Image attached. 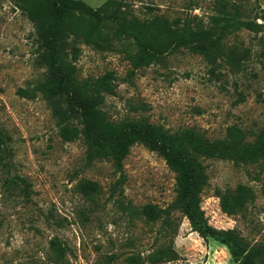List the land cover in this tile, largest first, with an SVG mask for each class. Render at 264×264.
Masks as SVG:
<instances>
[{
  "label": "rangeland",
  "instance_id": "1",
  "mask_svg": "<svg viewBox=\"0 0 264 264\" xmlns=\"http://www.w3.org/2000/svg\"><path fill=\"white\" fill-rule=\"evenodd\" d=\"M81 1L98 14L66 15L65 48L111 121L193 127L210 139L231 125L249 140L264 128V0H231L250 29L202 52L168 46L151 22H207L215 0ZM49 13L45 0H0V264H264V156L199 158L200 208L209 227L232 232L234 256L172 206L175 174L160 155L131 142L115 163L108 148L88 147L78 114L61 116L38 92L49 61L36 25H49ZM137 40L160 45L159 60L135 67Z\"/></svg>",
  "mask_w": 264,
  "mask_h": 264
},
{
  "label": "trees",
  "instance_id": "2",
  "mask_svg": "<svg viewBox=\"0 0 264 264\" xmlns=\"http://www.w3.org/2000/svg\"><path fill=\"white\" fill-rule=\"evenodd\" d=\"M50 7L51 23L39 21L37 32L48 52L46 76L36 85L42 97L58 111L61 116L75 112L81 124V133L89 148L104 146L115 163L119 164L126 147L131 142H139L155 151L175 174V197L172 206L182 211L194 227L204 235L222 241L235 256L238 243L230 230L219 231L209 227L199 205V192L206 181V174L199 158L216 157L226 159H251L264 156V128L251 140L236 126H228L220 139H210L205 133L193 127L170 131L162 125L145 119H132L113 122L105 111L96 106L91 93V83L79 78L75 73L74 57L65 48L62 27L66 15L72 11L83 14H98L81 0H45ZM151 25L154 30L166 31L171 36L168 46L183 45L193 52H202L211 41H219L228 33L241 28L250 29V23L241 16L240 5L231 0H215L213 13L207 22L202 18H168L155 15ZM179 31L180 35L174 36ZM136 51L131 58L135 67L147 66L159 60L162 48L157 43L146 44L137 40ZM173 43H175L173 45ZM26 95V89H19ZM66 96V108L59 106L57 96ZM68 114V115H66ZM67 118V117H65ZM0 132V142L2 141ZM91 158V149L88 150ZM25 186L24 178L14 176ZM25 187V188H26ZM241 264H252L248 258Z\"/></svg>",
  "mask_w": 264,
  "mask_h": 264
}]
</instances>
